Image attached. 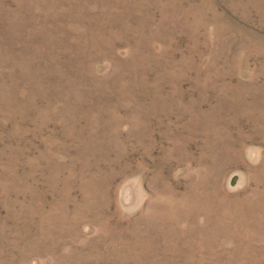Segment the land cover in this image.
I'll return each instance as SVG.
<instances>
[{
	"label": "rangeland",
	"instance_id": "obj_1",
	"mask_svg": "<svg viewBox=\"0 0 264 264\" xmlns=\"http://www.w3.org/2000/svg\"><path fill=\"white\" fill-rule=\"evenodd\" d=\"M0 264H264V0H0Z\"/></svg>",
	"mask_w": 264,
	"mask_h": 264
}]
</instances>
